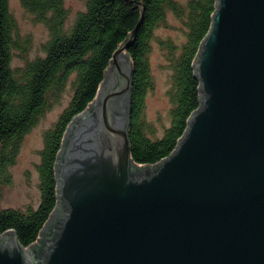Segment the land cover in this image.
<instances>
[{"label":"water","instance_id":"1","mask_svg":"<svg viewBox=\"0 0 264 264\" xmlns=\"http://www.w3.org/2000/svg\"><path fill=\"white\" fill-rule=\"evenodd\" d=\"M130 38L67 127L58 203L36 242L0 234V264H264V0H217L194 61L201 104L161 161L131 156Z\"/></svg>","mask_w":264,"mask_h":264},{"label":"trees","instance_id":"2","mask_svg":"<svg viewBox=\"0 0 264 264\" xmlns=\"http://www.w3.org/2000/svg\"><path fill=\"white\" fill-rule=\"evenodd\" d=\"M23 8L43 21L50 31L42 55L24 57L14 64L15 50H27L19 32L10 0H0V190L9 182V167L16 160L25 135L60 99L67 85L72 96L52 127L44 135L37 168L40 178L39 204L27 208H1L0 234L12 229L28 247L58 203L56 164L67 127L96 98L113 54L138 31L126 49L132 62L129 140L132 158L140 165L161 161L177 147L191 114L200 107V81L194 61L210 32L217 0H85L86 9L66 27L68 10L64 0H19ZM171 12L182 23L184 39H160L167 51L170 69L168 95L170 124L161 135L145 116L146 96L154 87L149 60L154 29Z\"/></svg>","mask_w":264,"mask_h":264},{"label":"rangeland","instance_id":"3","mask_svg":"<svg viewBox=\"0 0 264 264\" xmlns=\"http://www.w3.org/2000/svg\"><path fill=\"white\" fill-rule=\"evenodd\" d=\"M64 3L68 10L66 27L69 28L78 14L86 9V1L64 0ZM10 9L17 20L20 35L27 41V50L24 54L18 49L15 50L14 64L21 65L25 62V56L31 59L44 54L43 44L49 39L50 31L43 21L26 11L19 0H10ZM168 37L176 41L184 39L182 23L171 12L168 13L167 21L154 29L149 54L154 74V87L146 96L145 116L154 125L159 135L163 133L164 127L169 125L171 120L169 115L171 101L168 95L170 69L167 51L160 43V39ZM72 92L69 83L60 99L52 104L39 122L25 135L16 160L9 167L10 180L1 187L0 209L8 207L25 209L29 205L36 207L39 204L41 191L37 166L41 161L40 152L44 147V135L69 104ZM30 253L33 261L31 264H35L32 249Z\"/></svg>","mask_w":264,"mask_h":264},{"label":"bare ground","instance_id":"4","mask_svg":"<svg viewBox=\"0 0 264 264\" xmlns=\"http://www.w3.org/2000/svg\"><path fill=\"white\" fill-rule=\"evenodd\" d=\"M27 257L29 259V264H31L33 261H32V254L30 252H27Z\"/></svg>","mask_w":264,"mask_h":264}]
</instances>
